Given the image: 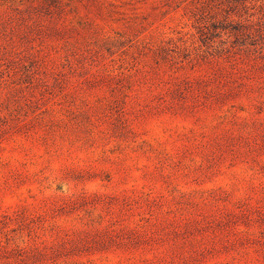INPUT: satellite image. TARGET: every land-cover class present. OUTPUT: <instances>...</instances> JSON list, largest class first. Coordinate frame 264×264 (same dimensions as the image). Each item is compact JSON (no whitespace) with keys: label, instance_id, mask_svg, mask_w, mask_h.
I'll return each mask as SVG.
<instances>
[{"label":"rangeland","instance_id":"1","mask_svg":"<svg viewBox=\"0 0 264 264\" xmlns=\"http://www.w3.org/2000/svg\"><path fill=\"white\" fill-rule=\"evenodd\" d=\"M0 264H264V0H0Z\"/></svg>","mask_w":264,"mask_h":264}]
</instances>
